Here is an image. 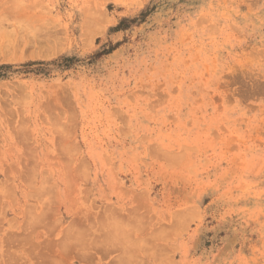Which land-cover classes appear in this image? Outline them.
Segmentation results:
<instances>
[{"label": "rangeland", "instance_id": "374dc122", "mask_svg": "<svg viewBox=\"0 0 264 264\" xmlns=\"http://www.w3.org/2000/svg\"><path fill=\"white\" fill-rule=\"evenodd\" d=\"M46 260L264 264V0H0V264Z\"/></svg>", "mask_w": 264, "mask_h": 264}, {"label": "bare ground", "instance_id": "6f19581e", "mask_svg": "<svg viewBox=\"0 0 264 264\" xmlns=\"http://www.w3.org/2000/svg\"><path fill=\"white\" fill-rule=\"evenodd\" d=\"M88 20H89V19H88ZM88 20H87V23H88ZM85 23H86V22H85ZM87 23H86V24H87ZM92 23H93V22L90 21V22L88 23V25L90 24L91 26H93ZM84 25H85V24H84ZM82 29H83V28H82ZM83 31H84V30H83ZM88 31H89V30H88ZM17 35H20V37H21V33H20V34L18 33ZM48 37H49V36H48ZM52 37H53V36H52ZM11 38H12V37H11ZM16 38H17V40H18V37H16ZM50 38H51V36H50ZM50 38H49V39H50ZM53 38H54V37H53ZM19 39H22V38H19ZM15 40H16V39H15ZM20 41H21V40H20ZM18 42H19V40H18ZM14 43H15V42H14ZM14 43H13V44H14ZM16 43H17V42H16ZM16 43H15V44H16ZM24 44H25V43H24ZM16 45H17V44H16ZM50 47H51V46H50ZM12 49H13V48H12ZM16 49H17V48H16ZM54 49H55V48H54ZM3 50H5V49H3ZM7 50H8V49H7ZM7 50H5V51H7ZM14 50H15V49H14ZM55 50H56V49H55ZM2 52H3V51H2ZM3 53H4V52H3ZM3 53H2V54H3ZM7 53H8V51H7ZM7 53H6V54H7ZM13 53H14V52H13ZM30 53H31V52H30ZM33 53H36V52H33ZM6 54H5V55H6ZM46 54H47V52H46ZM14 55H15V54H14ZM12 56H13V55H12ZM16 56H17V55H16ZM34 56H35V55H34ZM29 57H31V56L29 55ZM36 57H37V56H36ZM44 57H45V56H44ZM13 59H14V58H13ZM133 210H134V209H133ZM131 212H132V211H131ZM104 213H105V212H104ZM128 213H129V212H128ZM107 214H108V213H107ZM131 214H132V215L135 214V211H133V213H131ZM105 215H106V214H105ZM109 215L111 216V214H109ZM109 215H108V216H109ZM112 215H113V213H112ZM81 216H82V215H81ZM97 216H98V215H97ZM110 216H109V217H110ZM85 217H86V216H85ZM95 217H96V216H95ZM100 217H101V216H100ZM109 217H108V218H109ZM79 218H80V216H79ZM81 218H83V216H82ZM111 218H112V217H111ZM103 219H104V217H103ZM106 219H107V218H106ZM127 219H128V218H127ZM130 219H131V218H130ZM133 219H134V218H133ZM133 219H132V220H133ZM88 220H90V219H88ZM104 220H105V219H104ZM108 220H110V218H109ZM119 220H120V219H119ZM99 221H100V220H99ZM120 221H121V220H120ZM134 221H135V220H134ZM108 222H109V221H108ZM131 222H132V221H131ZM136 222H137V220H136ZM92 223H93V222H92ZM94 223H95V222H94ZM94 223H93V224H94ZM97 223H98V222H97ZM105 223H106V222H105ZM68 224H69V223H68ZM93 224H92V226H93ZM107 224H108V223H107ZM123 224H124V223H123ZM89 225H91V224H89ZM95 225H96V224H95ZM95 225H94V226H95ZM99 225H101L100 222H99ZM99 225H98V227H100ZM109 225H110V224H108V226H109ZM134 225H135V224H134ZM67 226H68V225H67ZM70 227H71V226H70ZM70 227H68V228H70ZM96 227H97V226H96ZM98 227H97V228H98ZM101 227H102L101 230L106 228V227H104V224H103ZM103 227H104V228H103ZM134 227H136V226H134ZM68 228H66V230H67ZM54 229H55V228H54ZM71 229H72V228H71ZM80 229H81V227H80ZM107 229H109V228H107ZM64 230H65V229H64ZM66 230H65V232H66ZM68 230H69V229H68ZM83 230H84V229H83ZM110 230H111V229H110ZM70 231H71V230H69V232H70ZM73 231H74V230H73ZM97 231H98V229H97ZM102 231H104V230H102ZM26 232H27V231H26ZM71 232H72V231H71ZM71 232H70V233H71ZM104 232L106 233L107 231H104ZM104 232H102V233H104ZM108 232H110V231H108ZM73 233H74V232H73ZM105 233H104V235H106ZM111 233H112V232H111ZM113 233H114V232H113ZM60 235L62 236V235H64V234H60ZM66 235H67V234H66ZM71 235H72V234H70V236H71ZM73 235H74V234H73ZM75 235L78 236V235H77V232L75 233ZM109 235H110V234H109ZM111 235H112V234H111ZM25 236H26V235H25ZM61 236H60V237H61ZM84 236H85V235H83V237H84ZM22 237H23V236H22ZM60 237H59V238H60ZM86 237H87V235H86ZM104 237H105V236H104ZM113 237H114V236H113ZM113 237H111L110 240H111ZM61 238H62V237H61ZM64 238H66V240H68V238H67L66 236H65ZM114 238H115V239H114ZM114 238H113V239L116 240V237H114ZM22 239H23V238H22ZM103 239H104V238H103ZM63 240H64V239H63ZM63 240H62V241H63ZM101 240H102V239H101ZM106 240H107V239H106ZM108 240H109V239H108ZM26 241H27V240H26ZM62 241L60 240L59 242L61 243ZM24 242H25V241H24ZM59 242H58V243H59ZM67 242L70 243L71 240L69 239ZM81 242H82V241H81ZM81 242H78V240L76 239V240H74V241L72 242L73 244L70 243V244L72 245V247H71V245H70L69 248H72V249L74 248V250H75L76 248L79 249V247H82V248H83L84 245L81 246V245L83 244V243H81ZM95 242H96V240H94V242L92 241L91 243L93 244V243H95ZM111 242H112V241H111ZM113 242H114V241H113ZM27 243H28V242H27ZM47 243H48V242H47ZM56 243H57V242H56ZM56 243L54 242L53 244H56ZM63 243H64V242H63ZM63 243H62V244H63ZM80 243H81V244H80ZM92 244H90V245L92 246ZM95 244H96V243H95ZM56 245H57V244H56ZM103 245H104V244H103ZM53 246H55V245H53ZM60 246H61V245H60ZM97 246H98V245H97ZM56 247H57V246H56ZM94 247H95V246H94ZM98 247H99V246H98ZM101 247H102V246H100L99 248H101ZM108 247H109V246H108ZM112 247H113V246H111V247L108 249V248H106V246L104 245L102 248H103V250H104L105 252H109L110 249L113 250ZM58 248H59V244H58ZM82 248H80V249H82ZM65 249H66V248H65ZM65 249H64V247H60L59 250H62V254H63L64 251L67 250V249H66V250H65ZM52 250H53V249H52ZM57 250H58V249H57ZM74 250H73V251H74ZM76 250H77V249H76ZM85 250H86V249H85ZM95 250H96V247H95ZM131 250H133V249H131ZM49 251H50V250H49ZM68 251H69V250H68ZM96 251H97V250H96ZM133 251H134V250H133ZM57 252H58V251H57ZM59 252L61 253V251H59ZM59 252H58V253H59ZM69 252H70V251H69ZM71 252H72V251H71ZM130 252H131V251H130ZM85 253H87V252H84L83 254H85ZM133 253H134V252H133ZM55 254H56V253H55ZM83 254H82V256H83ZM88 254H89V253H88ZM77 255H79V254H77ZM91 255H92V257H93V254H91ZM91 255H89V256H91ZM128 255H130V254H128ZM128 255H127V257L129 258L130 256H128ZM46 256H47V254H46ZM64 256H66V253H65ZM80 256H81V255H80ZM39 257H40V256H39ZM48 257H49V256H48ZM76 257H77V256H76ZM78 257H79V256H78ZM54 258H55V257H54ZM41 259H42V258H41ZM48 259H49V258H48ZM50 259H51V257H50ZM50 259H49V261H50ZM57 259H58V258H57ZM78 259H80V258H78ZM70 260H71V259H70ZM56 261H57V260H55V261L53 260V262H51V263H52V264H57L58 262L56 263ZM79 261H80V260H79ZM41 262H42V261H41ZM46 262H47L48 264H50V262H48L47 260H46ZM42 263H44V262H42ZM58 264H59V263H58ZM61 264H62V263H61Z\"/></svg>", "mask_w": 264, "mask_h": 264}]
</instances>
